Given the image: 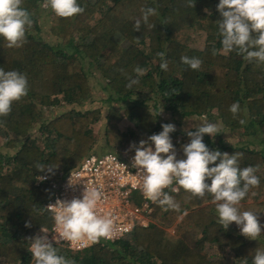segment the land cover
Here are the masks:
<instances>
[{"label": "trees", "instance_id": "1", "mask_svg": "<svg viewBox=\"0 0 264 264\" xmlns=\"http://www.w3.org/2000/svg\"><path fill=\"white\" fill-rule=\"evenodd\" d=\"M45 3L23 0L33 24L22 47L8 48L0 37V68L17 70L28 79V94L13 103L7 117H0V264H35L28 239L51 223L45 208L51 188L37 179L49 173L37 171V165L53 166L49 175L62 176L95 147L90 126L99 120L102 108L85 107L93 94L88 67L97 68L104 78L112 101L108 118L122 113L130 121L123 129L117 122L105 123L102 139L108 150L138 145L162 131V107L182 117H218L231 132L257 134L264 145V63L249 62L237 51L223 52L219 0H195L194 8L187 6L188 0H78L85 11L72 18L58 17L48 8L54 39H45L39 31ZM144 7H154L158 14L135 31L134 21ZM202 33L203 45L196 46ZM159 52L166 53L167 71L159 67ZM182 56L200 58L201 67L192 70L181 62ZM137 66L146 72L128 88ZM234 102L240 105L235 117L229 111ZM58 103L67 107L46 119L44 107ZM213 108L216 115L210 112ZM170 136L182 158V145L189 138L184 130ZM203 142L209 150L242 153L241 168L259 167L260 184L249 189L239 208L258 213L264 224V150L207 134ZM165 191L180 204L179 212L153 203V220L113 241L100 240L80 250L53 246L75 264H251L255 251L264 250V229L257 240L241 235L234 222L223 229L211 194L199 198L182 188Z\"/></svg>", "mask_w": 264, "mask_h": 264}, {"label": "clouds", "instance_id": "2", "mask_svg": "<svg viewBox=\"0 0 264 264\" xmlns=\"http://www.w3.org/2000/svg\"><path fill=\"white\" fill-rule=\"evenodd\" d=\"M22 4L23 0H0V37L6 41L8 48L22 47L26 43L27 30L33 24L31 13ZM187 6L194 8L195 0H188ZM44 7L50 8L61 18H72L85 11L78 0H46ZM216 7L220 15L217 24L222 37L223 52L228 54L237 51L249 62L264 63V0H219ZM141 13V17L134 21L135 31H140L142 23L148 24L149 18L158 14L154 7H144ZM215 53L214 48L213 54ZM157 56L161 61L160 69L167 71L166 53L159 52ZM181 62L192 70H198L202 64L200 58L188 56H182ZM134 72L136 78H129L128 88L139 83V77L145 74L146 69L137 66ZM27 94L26 74L0 68V117H7L12 111L13 103L20 101ZM239 110L238 102H234L229 108L234 117ZM162 111L163 107L158 114ZM240 123L245 121L241 120ZM192 127L195 128L194 131L184 129L189 142L182 145V158H178L170 136V133L176 131L172 123L162 124V131L159 133L148 136L138 145H130L134 148L132 167L137 169L136 175L139 177V182L133 187H139L145 199L158 204L164 210L177 212L180 211V204L165 189L179 192L182 188L191 196L199 198L211 194L218 222L223 229L226 230L234 222L241 235L250 240H257L262 234L264 224L260 223L258 213L251 210L241 212L239 205L250 188L259 186L260 179L256 175L259 167L241 168L239 159L242 153L229 154L209 150L203 142V137L205 134L215 137L222 133L221 123L210 122L204 117ZM108 160L117 162L116 156H109ZM123 166L126 169V166ZM54 168L44 164L37 165V171L49 174ZM45 178L37 177L41 181ZM174 184L178 187H173ZM103 197L104 194L99 188L85 187L82 198L57 200L55 205H48L46 208L55 213L58 236H54L53 240L56 244L60 240L84 239L98 243L101 238H111L114 221L110 214L102 215L97 210ZM25 226L31 225L26 222ZM40 231L44 235L28 239L31 242L29 250L35 264H75L72 259L59 254V250L48 239L46 230ZM251 264H264V250L255 251Z\"/></svg>", "mask_w": 264, "mask_h": 264}, {"label": "built area", "instance_id": "3", "mask_svg": "<svg viewBox=\"0 0 264 264\" xmlns=\"http://www.w3.org/2000/svg\"><path fill=\"white\" fill-rule=\"evenodd\" d=\"M109 156H116L117 162L115 160L110 162ZM133 156L134 148L119 146L115 149L85 155L75 167L62 176L40 174L39 176L46 177L44 180L51 188L45 208L50 204L55 205L57 200L70 201L73 198H82L85 187L94 186L104 194L102 201L98 204V213L110 214L114 221L111 238L100 240L113 241L127 234L137 224L146 225L150 221L153 202L145 199L139 187H133L139 182V177L136 175L137 169L132 167ZM173 187L177 185L174 184ZM47 210L51 214V223L48 226H42L40 230H46L48 239L56 243L53 240L54 236H58L55 213ZM40 230L39 235H44ZM57 244L80 250L93 243L84 239L81 241L60 240Z\"/></svg>", "mask_w": 264, "mask_h": 264}, {"label": "rangeland", "instance_id": "4", "mask_svg": "<svg viewBox=\"0 0 264 264\" xmlns=\"http://www.w3.org/2000/svg\"><path fill=\"white\" fill-rule=\"evenodd\" d=\"M52 17H53V13L51 10H49L48 8H44L42 6V15L38 20V26L40 28V33L42 34V36L45 39H51V38H55L52 37L51 33H50V25L52 22ZM203 39H204V33L201 34V37L199 39V41H197L195 43L196 46H202L203 45ZM87 66V65H86ZM90 70V74H89V81L91 83L92 86V91L93 94L91 96L90 99L86 100L85 102V107H97L100 106L102 108V114L101 117L99 118V120L95 123H93L90 128L92 130V132L95 134L97 142L95 144V147H93L92 152L97 153V152H103L105 151L107 148H104V140L102 139L103 136V129H104V125L107 121H114L117 122L120 128H124L126 127L128 124H130V121L128 118H126V116H124L122 113H120L119 116H117V118L114 119H109L107 116V112H108V106L112 103V101H110L109 99H107V94H108V90L104 89L103 87V80L104 78L101 76L100 71L95 68H89ZM147 104H152V99L147 98ZM152 106V105H151ZM67 107L66 103H58L55 105H51V106H46L43 109V113L45 118L47 119L49 116H53L55 114H57L60 110L62 111L63 109H65ZM161 108H159L160 110ZM211 114L216 115V109L213 108L211 111ZM160 119L164 122V123H172L175 125L176 130H184V129H188V130H195L194 127H192L193 125L199 123V121L206 117L205 115H201V116H195V115H191L188 117H182L177 113H171L168 110L163 109V111L160 113L159 115ZM215 117V116H214ZM208 121L210 122H219L222 124V133L217 134L215 137H213L214 139H222L223 141L227 142V143H246V144H250V146H254L260 149L264 150V145L261 144V142L258 140V135L257 134H250L247 131L240 130L237 133L231 132L229 130V128H227L218 117L213 118V120H209L207 118ZM0 140H3L2 137H0ZM5 143V141H3V144ZM5 149H8V147L4 146ZM116 148V147H115ZM113 148V149H115ZM150 220H153V218L150 216ZM168 229H172V227H168ZM210 251L216 252L215 248H210Z\"/></svg>", "mask_w": 264, "mask_h": 264}, {"label": "crops", "instance_id": "5", "mask_svg": "<svg viewBox=\"0 0 264 264\" xmlns=\"http://www.w3.org/2000/svg\"><path fill=\"white\" fill-rule=\"evenodd\" d=\"M48 211V210H47ZM49 212V211H48ZM51 215V214H50ZM43 226H45V225H43ZM40 230V229H39ZM39 230L37 231V233H38V235H39Z\"/></svg>", "mask_w": 264, "mask_h": 264}]
</instances>
